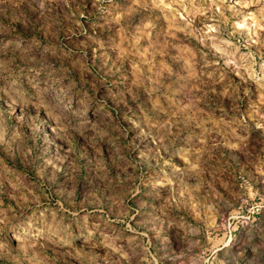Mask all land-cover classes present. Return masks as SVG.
<instances>
[{
	"label": "rangeland",
	"instance_id": "1",
	"mask_svg": "<svg viewBox=\"0 0 264 264\" xmlns=\"http://www.w3.org/2000/svg\"><path fill=\"white\" fill-rule=\"evenodd\" d=\"M0 264H264V0H0Z\"/></svg>",
	"mask_w": 264,
	"mask_h": 264
}]
</instances>
